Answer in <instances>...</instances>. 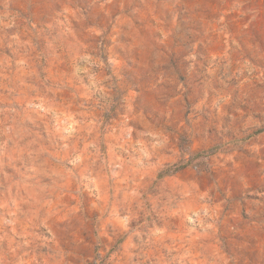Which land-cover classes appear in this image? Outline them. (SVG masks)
<instances>
[{
  "label": "rangeland",
  "instance_id": "rangeland-1",
  "mask_svg": "<svg viewBox=\"0 0 264 264\" xmlns=\"http://www.w3.org/2000/svg\"><path fill=\"white\" fill-rule=\"evenodd\" d=\"M0 264H264V0H0Z\"/></svg>",
  "mask_w": 264,
  "mask_h": 264
}]
</instances>
